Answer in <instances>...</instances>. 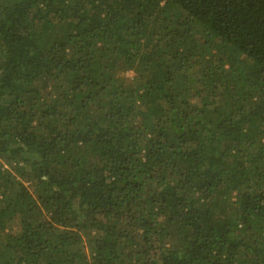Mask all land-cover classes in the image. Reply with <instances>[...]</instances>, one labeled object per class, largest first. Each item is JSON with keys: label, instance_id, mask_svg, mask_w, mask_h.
Segmentation results:
<instances>
[{"label": "trees", "instance_id": "1", "mask_svg": "<svg viewBox=\"0 0 264 264\" xmlns=\"http://www.w3.org/2000/svg\"><path fill=\"white\" fill-rule=\"evenodd\" d=\"M0 264H264V0H0Z\"/></svg>", "mask_w": 264, "mask_h": 264}, {"label": "rangeland", "instance_id": "2", "mask_svg": "<svg viewBox=\"0 0 264 264\" xmlns=\"http://www.w3.org/2000/svg\"><path fill=\"white\" fill-rule=\"evenodd\" d=\"M124 77L127 79H130V78L134 77V73L131 71H128L124 74Z\"/></svg>", "mask_w": 264, "mask_h": 264}]
</instances>
